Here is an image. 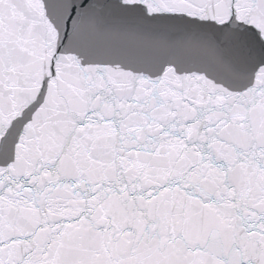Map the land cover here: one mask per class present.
<instances>
[{
  "label": "snow or ice",
  "instance_id": "snow-or-ice-1",
  "mask_svg": "<svg viewBox=\"0 0 264 264\" xmlns=\"http://www.w3.org/2000/svg\"><path fill=\"white\" fill-rule=\"evenodd\" d=\"M0 264H264V0H0Z\"/></svg>",
  "mask_w": 264,
  "mask_h": 264
}]
</instances>
